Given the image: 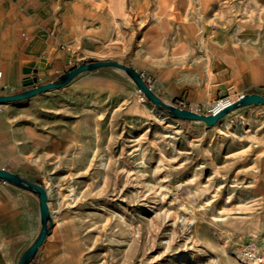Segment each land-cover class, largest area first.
Instances as JSON below:
<instances>
[{
  "label": "rangeland",
  "instance_id": "1",
  "mask_svg": "<svg viewBox=\"0 0 264 264\" xmlns=\"http://www.w3.org/2000/svg\"><path fill=\"white\" fill-rule=\"evenodd\" d=\"M75 2L92 14L83 16L80 34L68 30L61 66L50 74L35 62L36 73L0 94L53 82L90 61L136 64L140 28L150 32L144 52L188 80L198 63L193 104L164 101L140 74L165 103L209 115L210 100L225 107L243 95L264 96V0H138L136 9L130 0ZM96 23L106 27L99 39ZM16 102L40 130L53 128L54 153L49 163L40 158L35 183L58 228L78 234L82 264H264L239 256L249 240L264 244V104L234 109L213 126L174 119L115 67Z\"/></svg>",
  "mask_w": 264,
  "mask_h": 264
},
{
  "label": "crops",
  "instance_id": "2",
  "mask_svg": "<svg viewBox=\"0 0 264 264\" xmlns=\"http://www.w3.org/2000/svg\"><path fill=\"white\" fill-rule=\"evenodd\" d=\"M137 5L138 0H130V8L136 9ZM161 5H164V0H160ZM201 6L203 15L206 3L203 2ZM91 14V9L75 0L63 3L55 0H0V88H5L4 93L19 87L26 61H43L41 66L44 68L39 67L41 70L52 74L55 69L56 72L64 59L60 52L63 39L71 36L68 30L74 28L80 34L86 28L83 16ZM94 29L98 39L100 34L106 32L103 24L96 23ZM136 33L137 47L131 57L136 64L131 63V66L142 76L151 78L164 101L173 103L182 98L190 104L197 101L198 63H192L190 72L194 79L188 80V74L182 69L144 52L143 48L151 43L149 31L137 28L134 35ZM148 59L156 62L148 66L144 63ZM212 85L211 93L214 94L215 84ZM208 92L203 91L202 100L207 99ZM24 106L20 102L0 106V169L35 183L39 182L37 170L40 158L44 160L46 157L49 163V154L54 153L55 139L53 128L40 130L30 121L32 111L24 109ZM40 228L37 196L0 179V264H19L22 254L34 242ZM83 257L78 234L73 235L66 229L58 228L52 218V228L29 264H82Z\"/></svg>",
  "mask_w": 264,
  "mask_h": 264
},
{
  "label": "water",
  "instance_id": "3",
  "mask_svg": "<svg viewBox=\"0 0 264 264\" xmlns=\"http://www.w3.org/2000/svg\"><path fill=\"white\" fill-rule=\"evenodd\" d=\"M39 67L40 65L33 61H26L24 62L23 73H36ZM102 67H115L122 70L133 81V83L138 87V89L142 92L143 96L147 100L152 102L157 109L167 113L174 119L203 121L207 126H213L218 122L219 119H221L234 109L252 104H264V96L258 93H252L243 95L233 103L209 115L198 114L192 110L180 109L178 107L165 103L154 92H152L151 88L145 83L144 78L133 67L121 64L117 61L106 60L83 63L70 71L62 73L55 81L39 85L35 88H31L14 94H0V105L27 99L49 89H58L68 84L78 74L86 71H93ZM225 94L226 92L222 91L221 96H224ZM0 179L12 186L30 191L31 193L35 194L39 200L41 222L40 231L34 242L25 250L19 260V264H29V262L35 256L38 247L42 244L44 238L49 234L52 228V216L48 208L47 192L40 184L28 181L27 179L18 176L17 174L8 172L3 169H0Z\"/></svg>",
  "mask_w": 264,
  "mask_h": 264
},
{
  "label": "built area",
  "instance_id": "4",
  "mask_svg": "<svg viewBox=\"0 0 264 264\" xmlns=\"http://www.w3.org/2000/svg\"><path fill=\"white\" fill-rule=\"evenodd\" d=\"M1 76V73H0ZM1 87V86H0ZM185 102L179 101L178 108L184 109ZM223 107L221 101H212L208 105V111L213 114ZM239 256L250 262H264V244H257L256 242L249 240L242 246Z\"/></svg>",
  "mask_w": 264,
  "mask_h": 264
}]
</instances>
